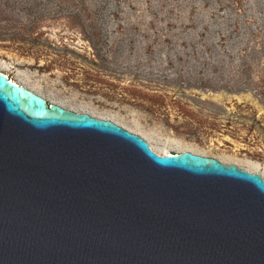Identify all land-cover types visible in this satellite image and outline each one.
<instances>
[{
	"label": "water",
	"instance_id": "obj_1",
	"mask_svg": "<svg viewBox=\"0 0 264 264\" xmlns=\"http://www.w3.org/2000/svg\"><path fill=\"white\" fill-rule=\"evenodd\" d=\"M0 264H264V177L0 71Z\"/></svg>",
	"mask_w": 264,
	"mask_h": 264
},
{
	"label": "rangeland",
	"instance_id": "obj_2",
	"mask_svg": "<svg viewBox=\"0 0 264 264\" xmlns=\"http://www.w3.org/2000/svg\"><path fill=\"white\" fill-rule=\"evenodd\" d=\"M0 69L264 165V0H0Z\"/></svg>",
	"mask_w": 264,
	"mask_h": 264
},
{
	"label": "bare ground",
	"instance_id": "obj_3",
	"mask_svg": "<svg viewBox=\"0 0 264 264\" xmlns=\"http://www.w3.org/2000/svg\"><path fill=\"white\" fill-rule=\"evenodd\" d=\"M1 72L5 73L4 70L0 69ZM8 78L18 84H22L30 89L33 88V90L37 91L38 93L42 94L45 96L43 93H41V88L34 83L33 80L29 78V74L27 73H18L19 75V81L14 80L13 77H10L7 73H5ZM53 96V95H51ZM51 103H58L63 106L68 105V103L59 101V100H52L51 97L45 96ZM44 97V98H45ZM54 97V96H53ZM68 107L70 108H77L82 111H87L92 115L102 117V118H109L115 121L116 123L122 125L123 127L127 128L128 130L135 132L142 136L145 140H147L148 144L154 150L155 152L159 154H168V153H173V151L170 150V148H175V151H183V150H190L192 152L201 153L194 149L193 147L189 145H185L181 142L179 139H175L170 136L163 135L157 128H147L146 126L142 125L135 117L132 118L131 120H126L122 116L118 115L117 113L114 112H108V111H99L90 106L89 104L86 103H80V104H72L69 105ZM223 160H226L228 162H237L238 164H241L245 168L257 172V171H262L264 175V165H262L260 162L252 161L249 159H244L240 158L237 155L234 154H226V153H220L217 155ZM219 158V159H220ZM221 161V160H220ZM225 163V162H224ZM260 173V172H259ZM262 175V174H261Z\"/></svg>",
	"mask_w": 264,
	"mask_h": 264
},
{
	"label": "flooded vegetation",
	"instance_id": "obj_4",
	"mask_svg": "<svg viewBox=\"0 0 264 264\" xmlns=\"http://www.w3.org/2000/svg\"><path fill=\"white\" fill-rule=\"evenodd\" d=\"M33 90V89H32ZM33 91H35V90H33ZM35 92H37V91H35ZM38 93V92H37ZM40 94V93H39ZM42 95V94H41ZM45 97V96H44ZM46 98V97H45ZM47 99V98H46ZM47 102H49V103H51L48 99H47ZM200 154V153H199ZM216 158L217 159H219L220 157H218V156H216ZM219 160H221L222 162H225V163H235V164H237L238 166H240V167H243V168H245L244 166H242L241 164H238L237 162H228V161H226V160H223V159H219ZM245 169H247V168H245ZM247 170H249V169H247ZM249 171H251V170H249ZM252 172H254V171H252ZM257 172H260L261 174H262V176L264 177V175H263V172L262 171H257Z\"/></svg>",
	"mask_w": 264,
	"mask_h": 264
}]
</instances>
